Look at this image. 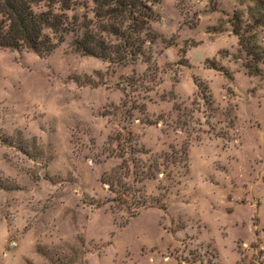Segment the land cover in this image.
<instances>
[{
	"label": "rangeland",
	"instance_id": "obj_1",
	"mask_svg": "<svg viewBox=\"0 0 264 264\" xmlns=\"http://www.w3.org/2000/svg\"><path fill=\"white\" fill-rule=\"evenodd\" d=\"M256 8L159 0L134 64L71 32L0 49V264H264V62L245 68L233 30L264 47Z\"/></svg>",
	"mask_w": 264,
	"mask_h": 264
},
{
	"label": "trees",
	"instance_id": "obj_2",
	"mask_svg": "<svg viewBox=\"0 0 264 264\" xmlns=\"http://www.w3.org/2000/svg\"><path fill=\"white\" fill-rule=\"evenodd\" d=\"M92 18L83 16L70 21L66 10L74 0H0V49L26 50L38 55H49L73 33V47L83 56H91L112 63H136L147 56L146 45L158 39L151 23L158 19L153 6L159 0H89ZM256 23L264 19V4L255 0ZM43 6L45 9L36 10ZM76 5V4H74ZM59 6L62 13H56ZM72 9V8H71ZM233 30L249 61L245 68L251 74L259 72L264 62V47L255 36L247 35L240 17L234 15ZM118 169L107 175L116 178Z\"/></svg>",
	"mask_w": 264,
	"mask_h": 264
}]
</instances>
